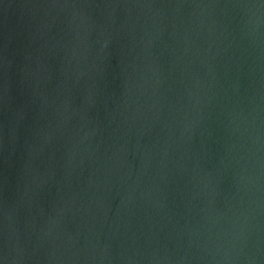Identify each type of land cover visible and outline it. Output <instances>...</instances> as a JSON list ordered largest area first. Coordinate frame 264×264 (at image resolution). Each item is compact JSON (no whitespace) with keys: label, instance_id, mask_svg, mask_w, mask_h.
<instances>
[{"label":"water","instance_id":"1","mask_svg":"<svg viewBox=\"0 0 264 264\" xmlns=\"http://www.w3.org/2000/svg\"><path fill=\"white\" fill-rule=\"evenodd\" d=\"M0 264H264V0H0Z\"/></svg>","mask_w":264,"mask_h":264}]
</instances>
